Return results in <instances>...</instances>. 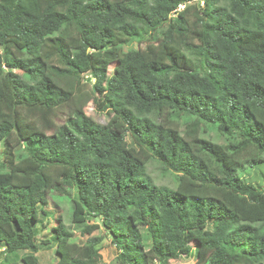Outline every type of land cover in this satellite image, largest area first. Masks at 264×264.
<instances>
[{
  "label": "trees",
  "instance_id": "16d2710c",
  "mask_svg": "<svg viewBox=\"0 0 264 264\" xmlns=\"http://www.w3.org/2000/svg\"><path fill=\"white\" fill-rule=\"evenodd\" d=\"M87 76L106 124L75 106ZM263 168L264 0H0L6 260L41 264L55 239L56 264H100L103 238L49 219L56 196L84 234L101 221L122 264H264Z\"/></svg>",
  "mask_w": 264,
  "mask_h": 264
},
{
  "label": "rangeland",
  "instance_id": "374dc122",
  "mask_svg": "<svg viewBox=\"0 0 264 264\" xmlns=\"http://www.w3.org/2000/svg\"><path fill=\"white\" fill-rule=\"evenodd\" d=\"M133 48H138V44H134ZM113 69V66L110 70ZM86 81H84V87L82 91L76 93L74 96V102L76 107H80L88 114V116L92 117L95 121L100 124H106L108 119L105 113H102L103 108V99L102 97L96 96L93 90V82L91 76H87ZM83 83V82H82ZM79 89V86L76 87ZM184 130V129H183ZM184 132V131H183ZM206 138H211L213 141H217L219 143H224L223 138L219 137L212 130L209 131L207 135L201 134ZM128 139V143L131 144V139ZM264 170V168H263ZM147 173L152 178L153 182L157 185H173V178L171 175L166 174L163 170V167L157 161H151L147 166ZM264 174V172H263ZM261 174L259 170L254 168H245L242 170L241 178L250 184L259 187L262 183ZM45 210L49 212V219L52 221L57 217H61L64 224L73 232L72 242L84 245L89 238L92 237H101L103 238V242L100 246V254L101 260L100 264H122L119 260V251L115 246L112 237L107 232L106 228L102 225L99 219H91L88 224L89 225H98V228L92 232V234H84L82 232V227L76 226L71 222V204L67 200H60L58 197L54 196L49 201L48 205L45 206ZM47 218H43L38 222L37 231L39 236V243L42 241H47L51 238L52 232L50 229L43 230L42 225L46 222ZM55 222L53 221V225ZM55 239L51 241L50 244H45L41 246L40 251L38 253V257L41 264H56L57 262V254L55 250ZM4 252L0 249V264H23L21 261V257L25 255L24 252H18V258H4ZM157 264V263H155ZM170 264H196L195 259L193 257H182L176 261H172Z\"/></svg>",
  "mask_w": 264,
  "mask_h": 264
},
{
  "label": "built area",
  "instance_id": "2783aa9c",
  "mask_svg": "<svg viewBox=\"0 0 264 264\" xmlns=\"http://www.w3.org/2000/svg\"><path fill=\"white\" fill-rule=\"evenodd\" d=\"M184 8H185V5H182V6H180V8H179L176 12H180V11H182ZM263 185H264V181H263Z\"/></svg>",
  "mask_w": 264,
  "mask_h": 264
}]
</instances>
